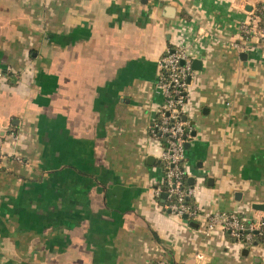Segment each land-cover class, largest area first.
Returning <instances> with one entry per match:
<instances>
[{
	"label": "crops",
	"instance_id": "crops-1",
	"mask_svg": "<svg viewBox=\"0 0 264 264\" xmlns=\"http://www.w3.org/2000/svg\"><path fill=\"white\" fill-rule=\"evenodd\" d=\"M263 3L0 0V264H264L259 241L163 210L148 135L160 58L186 45L195 199L264 218V49L230 46Z\"/></svg>",
	"mask_w": 264,
	"mask_h": 264
},
{
	"label": "built area",
	"instance_id": "built-area-1",
	"mask_svg": "<svg viewBox=\"0 0 264 264\" xmlns=\"http://www.w3.org/2000/svg\"><path fill=\"white\" fill-rule=\"evenodd\" d=\"M261 26L244 24L242 41H232L230 46L242 50L255 36L257 45L264 49V3L256 9ZM161 76L159 90L164 103L157 109L149 126V138L160 148V167L163 173L154 188V195L162 200L163 210L178 217L201 219L207 235L217 229L228 231L231 238L245 246H253L257 236L264 242V218L246 220L235 211H211L202 208L195 199L197 186L189 182L190 174L185 168L186 144L191 141V124L184 119L189 99L190 81L193 76L192 60L186 45L167 47L160 58ZM0 70V87L11 75ZM157 264H169L165 260Z\"/></svg>",
	"mask_w": 264,
	"mask_h": 264
},
{
	"label": "water",
	"instance_id": "water-1",
	"mask_svg": "<svg viewBox=\"0 0 264 264\" xmlns=\"http://www.w3.org/2000/svg\"><path fill=\"white\" fill-rule=\"evenodd\" d=\"M197 62H198L197 60L194 61V66H193L194 69H197V68H198V67H196V63H197ZM184 119H187V117L184 116ZM193 134H194V133H193ZM193 134H192V135H193ZM189 146H190V142H188V143L186 144V148H188ZM193 181H194V179L191 177V178L189 179V182L191 183V182H193ZM161 197H162V198H165V197H166V193H163V194L161 195ZM254 208H256V209H264V205H262V204H255V205H254ZM184 218L187 219V216L185 215ZM191 224H192V225H196L195 222H191Z\"/></svg>",
	"mask_w": 264,
	"mask_h": 264
},
{
	"label": "trees",
	"instance_id": "trees-1",
	"mask_svg": "<svg viewBox=\"0 0 264 264\" xmlns=\"http://www.w3.org/2000/svg\"><path fill=\"white\" fill-rule=\"evenodd\" d=\"M256 239L259 241V243L264 244V242L262 241V238L261 237L257 236Z\"/></svg>",
	"mask_w": 264,
	"mask_h": 264
}]
</instances>
